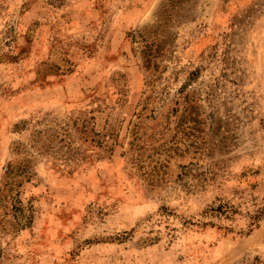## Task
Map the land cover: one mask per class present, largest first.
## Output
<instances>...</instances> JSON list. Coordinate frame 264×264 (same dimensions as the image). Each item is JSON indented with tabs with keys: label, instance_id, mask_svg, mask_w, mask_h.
I'll use <instances>...</instances> for the list:
<instances>
[{
	"label": "rangeland",
	"instance_id": "1",
	"mask_svg": "<svg viewBox=\"0 0 264 264\" xmlns=\"http://www.w3.org/2000/svg\"><path fill=\"white\" fill-rule=\"evenodd\" d=\"M185 93L152 184L131 132ZM0 264H264V0H0Z\"/></svg>",
	"mask_w": 264,
	"mask_h": 264
},
{
	"label": "trees",
	"instance_id": "2",
	"mask_svg": "<svg viewBox=\"0 0 264 264\" xmlns=\"http://www.w3.org/2000/svg\"><path fill=\"white\" fill-rule=\"evenodd\" d=\"M145 49L144 57L146 59L151 58L149 56L153 54L152 49L148 47H145ZM157 52H154V54ZM181 98L180 103L183 110L181 115L176 119L173 132L168 137H165L167 132H161L158 129L151 133L141 132L142 128L139 126H136L131 132L132 139L129 148L131 163H134L136 168L152 184L163 181L169 168V163L175 155L189 153L199 142L203 122L199 118L200 113L198 108L195 107V101L190 94L185 93ZM153 118L156 119L155 117ZM171 119L172 117L168 116L166 122L170 124ZM195 149L198 150V147ZM18 168L14 164H10L7 167V172L9 173V177H11L9 180L12 185L18 186L16 182L20 176L31 177L29 171L19 172ZM218 210H222V204L208 211Z\"/></svg>",
	"mask_w": 264,
	"mask_h": 264
}]
</instances>
